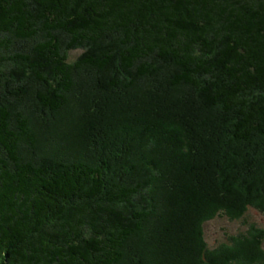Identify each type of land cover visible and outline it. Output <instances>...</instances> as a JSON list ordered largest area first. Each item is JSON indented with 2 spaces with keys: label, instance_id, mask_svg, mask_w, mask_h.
Returning <instances> with one entry per match:
<instances>
[{
  "label": "trees",
  "instance_id": "trees-1",
  "mask_svg": "<svg viewBox=\"0 0 264 264\" xmlns=\"http://www.w3.org/2000/svg\"><path fill=\"white\" fill-rule=\"evenodd\" d=\"M61 33L68 48L96 51L68 63ZM0 35V67L21 63L20 79L39 84L43 110L57 113L83 69H117L129 92L132 74L151 77L157 61L168 60L180 71L172 87L184 84L221 110L213 134L226 143L198 129L189 108L131 95L108 112L112 120L134 117L111 138L115 144L107 137L99 154L87 152L101 139L89 123L73 157L38 166L22 152L36 143L31 119L1 102L0 264H122L136 245L150 258L161 230L171 246L170 258L159 252L162 264H264L258 225L214 249L203 227L217 216L264 214V163L250 152L264 142V0H0ZM10 35L40 40L33 54H19ZM110 123L101 129L108 136L117 131ZM167 204L173 211H161Z\"/></svg>",
  "mask_w": 264,
  "mask_h": 264
},
{
  "label": "rangeland",
  "instance_id": "rangeland-1",
  "mask_svg": "<svg viewBox=\"0 0 264 264\" xmlns=\"http://www.w3.org/2000/svg\"><path fill=\"white\" fill-rule=\"evenodd\" d=\"M59 36L66 50L65 53L68 55V63L70 64L78 61L89 50L90 46H73L68 48L67 43L70 38L63 33L59 34ZM0 37H2V35H0ZM7 37L12 41L13 53L18 52L19 54H33L32 51L35 44L40 40V36L27 41L18 40L11 35ZM90 49L96 51V48L90 47ZM157 64L159 71L154 73L151 77L139 78L136 77L135 73L132 74L136 86L130 89L129 92L126 91V87H129V82L125 80L126 77L124 74L117 69L114 71L111 70V72H100L86 68L79 73L77 72V75L74 76L76 86L69 98V105L60 113L51 111V108L43 110L42 102L39 101V98H36L37 96L35 95L36 89L43 88L40 87L39 84L31 81L30 78V81H22L20 79V74L24 70L21 63L20 65L8 64L7 66L0 67V85H2L0 88V103L2 102L4 105L29 117L31 119L29 120L30 125L33 129L32 133L37 138L33 146L28 147L27 145L25 148V146L22 145V152L25 160L34 162L36 165L40 166L46 163L49 164L52 162V158L58 156L63 158L73 157L75 152L73 153L72 149L82 146L84 143L83 137L87 135L86 130L89 123L93 122L89 132L93 134L95 132V135L98 132L101 139H99L98 142L92 140V146L87 149V152L96 156L102 151V148L105 147L104 145H107L109 140L110 143L115 144L111 141V138H114L115 133L117 134L119 129L123 130L134 120V117L131 116L127 117L128 119L131 118L130 123L127 118L112 120L108 114V112L113 111L112 105L119 100V97L126 99L131 95L138 98L139 103L142 104L151 102L159 106L164 104H177L179 110L183 112L189 108L192 110L190 112L194 114L196 122H198V129L210 132L211 139L214 140L213 143L215 144L218 141H220V143L221 141L225 142L224 136H220L216 132V135L215 133L213 134L214 122L218 123L216 118L221 119L224 117L221 110L219 108L214 110L213 107L207 104L204 94L195 92L184 84L178 87H172L170 81L174 79V76L179 74L180 71L173 66L170 61H157ZM117 80L124 85L112 89L110 85H114V82ZM86 104H91L92 114L90 116H88L86 112ZM108 105H111V107H108ZM68 110L74 111L75 116L70 115L68 116V120L63 121L62 118L66 115H64V113ZM84 120H86L85 122H88V124H86ZM60 122L66 125L62 127ZM108 122H112L110 125L117 130L112 131L113 135L109 134V136L107 135V131L101 130L104 129ZM136 130H138V128H136ZM224 144L226 143H221V146ZM100 146L101 149L98 150ZM257 151L260 152L259 157H257L258 160L264 163V142L250 146L252 156L258 155L255 153ZM236 152L242 154L237 150ZM230 155L235 157L234 154ZM212 159L216 160L214 157ZM211 161L212 160H210V162ZM262 181L264 185V178ZM173 209L167 204L161 211L171 212ZM162 220L163 223H168L166 221L168 219L164 215H162ZM162 222L161 224H163ZM251 224H256L260 229H264V214L257 210H253L248 212V214L240 220H231L225 217V215L217 216L214 220L212 219L208 223L203 224L205 228V239L209 247L214 249L220 246L221 243H226L228 237L246 232ZM161 233H163V242L160 241V245L154 248V252H151L152 256H150V258H147L149 253L145 254L140 246L136 245L134 248L135 251L131 252L129 257H126L122 264H147L148 262V264H162L163 257H160L159 252L169 257L171 254V246L164 243L169 232L161 230ZM136 255H139V260L137 262L134 260ZM156 255H158L159 258ZM204 261H206V259H204Z\"/></svg>",
  "mask_w": 264,
  "mask_h": 264
}]
</instances>
